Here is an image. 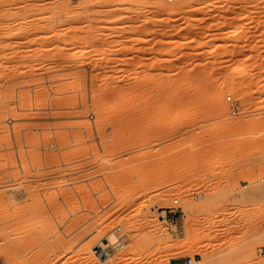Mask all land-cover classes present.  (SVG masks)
Returning a JSON list of instances; mask_svg holds the SVG:
<instances>
[{"label":"rangeland","instance_id":"374dc122","mask_svg":"<svg viewBox=\"0 0 264 264\" xmlns=\"http://www.w3.org/2000/svg\"><path fill=\"white\" fill-rule=\"evenodd\" d=\"M152 1L0 0V264H264V0Z\"/></svg>","mask_w":264,"mask_h":264},{"label":"built area","instance_id":"2783aa9c","mask_svg":"<svg viewBox=\"0 0 264 264\" xmlns=\"http://www.w3.org/2000/svg\"><path fill=\"white\" fill-rule=\"evenodd\" d=\"M168 3H177L179 2L180 0H166ZM226 100L228 101V103L230 104V109H231V113L233 114H236L238 112V107H239V103L237 100H235L232 95L228 94L226 96ZM247 186V185H246ZM174 205L173 206H170L168 208H166L167 210H165L166 212H170V220L171 222L175 223V220H176V216H178L179 214V206H178V203H179V199H174L173 201ZM123 246V245H122ZM120 246V247H122ZM196 258L195 257H185V264H192L193 261H195Z\"/></svg>","mask_w":264,"mask_h":264},{"label":"bare ground","instance_id":"6f19581e","mask_svg":"<svg viewBox=\"0 0 264 264\" xmlns=\"http://www.w3.org/2000/svg\"><path fill=\"white\" fill-rule=\"evenodd\" d=\"M153 2V4H155V5H157V6H162V5H164V1L163 0H153L152 1ZM183 2V1H182ZM213 4V2H210L209 3V5H212ZM184 6V5H183ZM181 8H183L182 7V5H180V4H176V5H174V7L170 10V13H172V14H175V13H178L180 10H181ZM63 49H65V48H63ZM76 59L75 58H72V60H71V64L72 65H75L76 64ZM249 65H248V63L246 62V61H243V62H240L237 66H236V68L234 69V73H240V72H243L244 70H246L247 69V67H248ZM130 86V85H129ZM143 86V85H142ZM141 87V86H140ZM129 88H131V87H129ZM136 88H137V86H136ZM122 89V88H121ZM134 89V88H133ZM139 89V88H138ZM138 89H136V90H138ZM129 90V89H128ZM122 91H124V89L122 90ZM125 92V91H124ZM123 92V93H124ZM114 93H117V91L115 92L114 91ZM113 93V94H114ZM122 93V94H123ZM121 94V93H120ZM117 95V94H116ZM138 113V112H137ZM135 114V113H134ZM140 114V113H139ZM139 114H137V115H139ZM136 115V114H135ZM140 116V115H139ZM138 117V116H137ZM131 121H132V119H131ZM65 137V136H64ZM65 139V138H64ZM24 244H25V242H24ZM12 246V245H11ZM19 246V245H18ZM9 247V246H8ZM20 248V247H19ZM22 248V247H21ZM11 249H13V248H10V250ZM24 249V248H23ZM9 250V251H10ZM1 251V250H0ZM5 251V250H4ZM2 252V251H1ZM7 252H8V250H7ZM3 255L5 254V253H2ZM15 255V254H14ZM15 256H17V255H15ZM0 258H1V256H0ZM3 258V257H2ZM1 258V259H2ZM4 259H5V256H4ZM8 259V258H7ZM7 261V260H6ZM14 261V260H13ZM4 262V261H3Z\"/></svg>","mask_w":264,"mask_h":264},{"label":"crops","instance_id":"0c3cea01","mask_svg":"<svg viewBox=\"0 0 264 264\" xmlns=\"http://www.w3.org/2000/svg\"><path fill=\"white\" fill-rule=\"evenodd\" d=\"M169 264H185V258L182 259H172Z\"/></svg>","mask_w":264,"mask_h":264}]
</instances>
